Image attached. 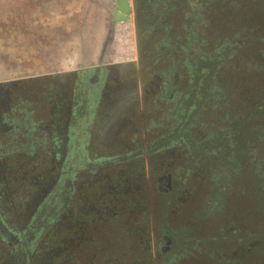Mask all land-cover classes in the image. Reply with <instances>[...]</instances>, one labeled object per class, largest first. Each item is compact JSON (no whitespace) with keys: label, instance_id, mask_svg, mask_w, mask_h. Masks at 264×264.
I'll use <instances>...</instances> for the list:
<instances>
[{"label":"flooded vegetation","instance_id":"af4514ba","mask_svg":"<svg viewBox=\"0 0 264 264\" xmlns=\"http://www.w3.org/2000/svg\"><path fill=\"white\" fill-rule=\"evenodd\" d=\"M204 1L125 0L118 20L116 0L78 68L3 81L31 79L0 86V264H240L262 247L261 224L219 223L208 250L192 223L198 166L232 134L205 113L223 52L198 51ZM126 22L134 47L115 60Z\"/></svg>","mask_w":264,"mask_h":264},{"label":"rangeland","instance_id":"374dc122","mask_svg":"<svg viewBox=\"0 0 264 264\" xmlns=\"http://www.w3.org/2000/svg\"><path fill=\"white\" fill-rule=\"evenodd\" d=\"M115 2L0 0V82L78 68L83 46L100 48ZM203 6L198 51L223 52L213 92L206 90L210 107L205 113L222 133L227 128L232 134L229 150L216 145L198 166L194 183L213 201H201L192 223L195 229L204 226L208 250L218 245L219 223L230 221L247 235L261 224L262 247L240 264H264V0H205ZM111 38L113 59L131 54V23L114 24ZM239 114H245V139L233 128ZM215 252L218 262L228 261V253Z\"/></svg>","mask_w":264,"mask_h":264},{"label":"water","instance_id":"95a60500","mask_svg":"<svg viewBox=\"0 0 264 264\" xmlns=\"http://www.w3.org/2000/svg\"><path fill=\"white\" fill-rule=\"evenodd\" d=\"M116 4L118 5L117 19L121 20V19L124 18L123 14H127L129 10H128V7H127V4H126L125 0H117ZM124 65L123 64H119V65H114V66L122 67ZM70 74H74V73H72V72H62V73L55 74V76L58 77V76L70 75ZM25 80H31V79H24V80H19V81H25ZM19 81L2 82V83H0V86L1 85H7V84L15 83V82H19Z\"/></svg>","mask_w":264,"mask_h":264},{"label":"trees","instance_id":"16d2710c","mask_svg":"<svg viewBox=\"0 0 264 264\" xmlns=\"http://www.w3.org/2000/svg\"><path fill=\"white\" fill-rule=\"evenodd\" d=\"M264 248V247H263ZM257 252H258V249L255 251V252H253V254L251 255V257H253L254 255L255 256H257ZM249 257V256H248ZM249 259V258H248Z\"/></svg>","mask_w":264,"mask_h":264}]
</instances>
